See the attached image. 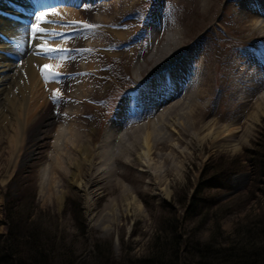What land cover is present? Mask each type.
<instances>
[{"label": "rangeland", "instance_id": "rangeland-1", "mask_svg": "<svg viewBox=\"0 0 264 264\" xmlns=\"http://www.w3.org/2000/svg\"><path fill=\"white\" fill-rule=\"evenodd\" d=\"M25 1L22 0V4ZM261 2L74 0L73 4L59 2L62 5L53 6L70 9L75 13L73 20L95 24L97 27L92 30L83 29L67 23L73 20L59 17L53 23L52 29L62 34L56 35L53 43L64 42L65 48L69 49L64 53L69 57L65 65L72 76L60 79L61 98L55 103L53 100L48 101L49 107L38 117L30 133L21 136L20 147L10 150L8 144L0 146V234L4 237L6 230L4 195L17 192L19 188L18 193L24 196L29 195L30 198L34 195L33 219L61 244L60 252L65 254L63 262L72 255L73 264H101L94 248L95 242L102 250L105 244L109 245L110 254L105 256L109 257L110 264H126L129 259L144 256L149 250L156 226L162 219L171 220L174 216L180 225L177 234L189 232L193 220L188 217L183 220V211L189 205V196L198 185L202 193H197L196 198L210 196L222 205H229L228 211L218 223L223 236L231 234L236 222L242 223L263 210V199L256 192L249 198L247 188L251 177L250 151L254 144H264V102L257 100L264 92V83L250 86L247 91L250 98H244L245 95L241 94L244 90L241 73L250 69L264 71V6ZM257 9L262 14L255 18L252 13ZM114 29L120 31V37L113 32ZM177 55L181 58L175 66L177 69L164 70L150 81L146 79L157 68H161L160 65L165 66L168 60ZM90 64L92 70L79 76V70ZM192 68L206 79V92L209 96L200 104L205 111L202 124L207 123L210 128L203 129L198 135L202 138L199 142L186 137L182 144H176L184 152V159L173 158L165 163L171 174L160 185L150 183L146 186L149 178L138 177V169L141 167L134 166L133 171L122 177L106 179L104 184L107 194L97 192L94 196L84 186L85 174L88 170L95 173L90 170L92 168L108 170L112 166L101 167L99 162H94L90 167L83 166L78 169L76 184L70 182V174L75 171L74 164H62L65 173L58 172L59 168L50 171L51 159L56 156L51 145L56 139L57 130L65 132L66 128H74L77 134L88 135L93 148L102 144L105 148L103 150H107L110 155L120 153L125 147L137 145L143 135V128L130 130V127L152 124L160 113L165 116L166 107L181 100L188 86L187 82L176 81V78L182 73L186 75ZM83 78L86 79L81 81ZM136 79L148 82L144 87H138ZM81 85L85 87L82 86L85 92L82 101L78 99L79 96L81 99ZM154 89L161 91L156 97L158 102L155 104L152 99L151 104L141 109V99ZM121 99L130 100L128 102L131 106L126 108L129 111L125 109L123 115H118ZM73 111L78 115L75 119L71 115L67 116ZM174 114L168 115L162 122L171 127L169 124ZM180 121L188 126L184 133L192 135L188 120L181 117L176 123ZM211 121L215 124L216 132L211 127ZM48 122H52V125L44 128L43 125ZM108 123L111 124V130L107 128L111 132L107 141L109 144L103 143ZM13 127L10 124L6 133L0 131V142L13 135ZM174 127L176 129L177 126ZM160 131L165 133L163 129ZM229 132L234 137H229ZM25 137L29 141L27 150L21 149L22 144L25 145ZM64 139L57 144H61ZM30 151L31 154L27 155ZM220 157L238 158L240 164L230 170L227 165L215 164L216 169L222 167L223 171H211L209 165ZM151 158L156 168L161 167L160 157ZM15 174L18 177L7 190L8 182ZM112 180L121 182L135 201L129 199V195L121 201L120 188L115 183L110 185L109 181ZM206 185L210 188H204ZM68 199L80 210L83 233L78 232L67 214L65 202ZM118 202L121 206L117 207ZM112 205L115 207L112 208ZM202 228L201 237L205 238L213 229V223L207 221Z\"/></svg>", "mask_w": 264, "mask_h": 264}, {"label": "bare ground", "instance_id": "bare-ground-1", "mask_svg": "<svg viewBox=\"0 0 264 264\" xmlns=\"http://www.w3.org/2000/svg\"><path fill=\"white\" fill-rule=\"evenodd\" d=\"M53 1L54 3H57V4H58V1L64 4H73L74 2V0L73 1L72 0H52V1L40 0V2H47V3L49 2L53 3ZM82 1L90 2V0H82ZM261 1H262L261 3L264 6V0H261ZM32 2L30 0H28V2H24L25 4H28L25 6L23 5L24 3L22 4V0H0V131L6 133L7 127L10 124L14 126L13 128H15L13 135L9 136V139H4V141L0 142V146L2 144H8L7 148H9L10 150L14 149L17 146L18 147L21 146L20 144V142L22 141L21 136L22 135L27 136L29 130L32 129L35 122L39 120L38 117L40 118V116L44 114V112L47 110V108L49 107L48 101L52 100L53 91L56 89L60 90V86H61L60 79L64 76L69 77V78H71L72 76V74L70 73V69L66 67L65 65L66 63L65 61H62L59 59L50 60L47 55H44V54L36 55L35 54L37 52V49L35 48L34 45L31 44L30 38H29V31H28L30 24L33 22L32 16H30V14L25 15L23 14L24 12L20 14L18 12H15V9L13 10L11 9L12 7V8H17V9L20 8L22 11L25 9L28 10V9L34 8V6H32ZM58 10L62 13V19L73 20L75 13L72 11H69L70 9L69 10L66 8L63 9L61 7V8H58ZM257 11H254L255 13H252V15L255 18H258L259 15L262 14V11H260L259 9H257ZM17 18L19 19V22L24 21L25 23H27V26L21 25L20 23L16 22L15 20ZM57 18L58 17H54L52 19L55 21V19ZM53 25L54 24L44 25V26L46 28L53 30L52 29ZM255 25H258V24H255ZM113 32L117 36L120 37V31L118 29H114ZM56 37L57 36L49 35V36H46V39L48 40V43L51 44L53 47H55L56 45H59L60 47L65 48L66 44H64V42H61L60 44L53 43ZM39 43H43V41H39ZM51 55L54 57H59L60 55H65V54L64 53H53ZM179 57H180L179 55L172 57L166 63L164 62L165 66L162 67L160 65L161 68H157V69L155 68L156 70L153 74H151V77L160 75L163 69L164 70L177 69V67L175 66L181 61V58ZM44 64H52V65L60 64L61 65V67L57 69V71L61 73V75L58 77V82L50 81L47 84L45 83V80L43 79L39 71L40 66ZM91 66L92 64L86 65L84 68L79 70L78 75L82 76V75L88 74L92 70ZM230 69L232 71V68ZM244 71L243 73H241L242 80L244 82V85H243L244 90L242 89L241 94L245 95L244 98L246 97L250 98L249 97L250 93H247V91L249 90L250 86L253 87V84L255 85L257 83H260L263 85L264 71L259 72L257 70H251V69L247 70L246 72ZM200 75L201 74H197L195 72V69L192 68V71H188L186 75L182 73L181 76L179 77L176 76L177 78L174 77L176 78V81L177 80L181 82L184 81V82H187L186 84L188 85L186 88V91H183L185 93L180 98L181 100H178V101L176 100L172 104L168 105L166 107V110H164L166 111V115L164 116V113H160L156 117V120L154 123L152 124L145 123L143 125L139 124L136 127L131 126L130 130H132L133 128H139V127H141L140 129L143 128L142 130L143 135L140 137V140L137 145H131L130 147H125L122 149V151H120V153L113 154L114 153L113 152L111 153L113 155H110L107 152V150L105 151L103 150L105 148L102 146V144L101 146L99 145L93 148V146H91L89 138L87 137L88 135L87 136L79 135L76 133L74 128H71V127L66 128L65 132L64 130L63 131L57 130L56 136H55L56 139L51 145V147L56 152V156H53L51 159L52 163L50 165V171L54 172L56 168L57 169L59 168L60 170H57L58 172L65 173V169L62 168V164H64L65 166L67 163H68L67 165L74 164L75 171L70 174V182L73 184H76V181L79 176L78 175L79 168L83 166L90 167L92 164H94V162H99L101 167L103 165L112 166L108 170L105 169L106 171L104 169L99 170L98 168H92L90 170L94 171L95 173L89 172L88 170V172L85 174V179H84L85 185L84 186L90 189V193H92V195L94 196H96L97 192L98 193L100 192V194H103V195L107 194L106 192L107 189L105 188L106 185L104 184V182L107 181L106 179L111 178V177H120V176L122 177L123 175H125V173H128L131 170L133 171L134 166L141 167L138 169L139 171L138 177L140 178L148 177L149 178V181L147 182L146 186H149L150 183L151 185H155V183L160 185L163 182V180H165L164 178L168 174H171L169 171V166H165V163H167L168 160H172L173 158L184 159V152L181 151L176 144H182L184 142L183 141L184 138L186 137H190V140L193 142H199L202 138L198 137V135L202 132L203 129L208 130L210 128L209 124L207 123L202 124L205 111H204V107L200 104V102H202V100L209 95H207L208 93L206 92L208 88V87L206 88V84H207L206 79L204 77H201L202 75L201 76ZM85 79L86 78H83L81 81H84ZM136 80H139V79H136ZM81 84H84V82ZM161 84L162 83L160 82V85ZM82 86L85 89L84 85H81V91H79L81 95V99H80V96L78 98L80 101H82V97L84 96V93H85V92L83 93ZM258 87H259V84H258ZM262 93L263 94H261L257 99L260 103L264 102V92ZM61 96H62V93H61ZM156 97H157V90L154 89V91H151L150 93H148L147 97L141 99L143 102L141 106L143 108L141 109H145L152 99H154L153 101L156 104V102H158ZM130 106L131 105L124 103V101L122 100L121 102H119L117 114L123 115L125 113V109ZM127 110L128 109H126V111ZM144 112L145 111L143 110V114ZM177 112H181V113H177ZM170 114H174L173 116L174 118H171L173 120L169 124L172 128L166 126L165 123L162 122L163 120L167 119L168 115ZM68 115H71L74 119L78 117L75 111L68 113L67 116ZM181 117L182 119L186 118L188 120V125L192 129V135H188L184 133L186 132L185 129L188 126L181 123V121L180 123H176L177 119ZM70 121L72 122L73 120H70ZM238 122L239 121H237V123ZM109 123L112 124L113 122L110 121ZM109 123L105 130V136H104L105 139L103 140V143H106L110 138L111 128L109 126L111 124ZM156 124H159L160 126H157ZM210 124H211V127H214L215 129V124H213L212 121L210 122ZM51 125H52V122L51 123L48 122L46 123V125L44 124L43 127L45 128V126H51ZM174 126H177L176 129H174L175 128ZM157 127L159 130L157 129ZM107 128H110V130ZM161 129L165 130V133L163 134L160 133ZM246 130L244 131L245 134L248 131ZM215 132H216V129H215ZM231 133L228 136L234 137V135ZM126 134H128V132ZM114 137L115 136H113V138ZM63 138H65L64 141L61 144H57L59 143L58 141L63 140ZM28 143L29 141L27 137H25V145L22 144L21 149L25 148L27 150ZM107 143L109 144V142ZM103 145L105 146V144ZM92 148H93V151H92ZM94 150H96V152H94ZM74 152H77L76 156H74ZM28 154L30 155L31 151L28 152L27 155ZM154 156L158 158L160 157L162 161L161 167L158 165L159 167L156 168L154 163H152L151 157H154ZM2 182H4V180ZM109 182H110V185L115 183L117 185L116 187L120 188L119 199L121 201L125 196L129 195L128 189H124L122 187L121 182L118 183L113 180ZM128 198L135 201L134 197L130 195ZM118 204H117V207L121 206L120 202H118ZM114 207L115 205H112V208ZM134 210H136V208Z\"/></svg>", "mask_w": 264, "mask_h": 264}, {"label": "trees", "instance_id": "trees-1", "mask_svg": "<svg viewBox=\"0 0 264 264\" xmlns=\"http://www.w3.org/2000/svg\"><path fill=\"white\" fill-rule=\"evenodd\" d=\"M249 158L248 196L252 198L256 192L264 201V144H254ZM215 164L227 165L230 170L237 167L240 160L220 157L209 165L211 171H223L222 167L216 169ZM17 177L15 174L11 178L7 190ZM204 188L210 187L206 185ZM19 190L4 195L6 230L4 237L0 234V264H73L72 255L63 262L65 254L60 252L61 244L33 219L34 195L29 198V195L18 193ZM197 193H202L199 185L189 196V205L183 211V220L185 217L193 220L190 231L178 235L180 225L177 219L174 216L171 220L162 219L156 226L148 252L142 257L129 259L126 264H264V209L242 223L236 222L231 234L223 236L218 223L229 205H222L210 196L196 198ZM65 207L78 232L83 233L78 207L71 199L65 202ZM207 221L213 223V229L202 238V225ZM94 248L100 263L110 264L109 257L105 256L110 254L109 245L105 244L102 250L95 242Z\"/></svg>", "mask_w": 264, "mask_h": 264}, {"label": "snow or ice", "instance_id": "snow-or-ice-1", "mask_svg": "<svg viewBox=\"0 0 264 264\" xmlns=\"http://www.w3.org/2000/svg\"><path fill=\"white\" fill-rule=\"evenodd\" d=\"M37 7L39 10L35 11L33 14V22L29 26V38L32 45L37 49L36 55L44 54L47 55L48 58L51 59H59L62 61H66L69 57L65 55H60L59 57H54L51 54L53 53H66L69 51L67 48H62L59 45L53 47L48 43L46 36H56L62 35L61 33L56 32L55 30H51L46 28L44 25H51L55 21L52 19L54 17H61L62 13L56 7L49 6L45 3L37 0ZM67 23L72 25H78L83 29L92 30L97 26L95 24L87 23L84 21H68ZM39 41H43V43H39ZM61 67L60 64L52 65V64H44L39 68L40 74L45 80L47 84L50 81H57L58 77L61 75L57 69ZM61 98V92L59 89L53 91L52 100L55 103L58 99Z\"/></svg>", "mask_w": 264, "mask_h": 264}]
</instances>
